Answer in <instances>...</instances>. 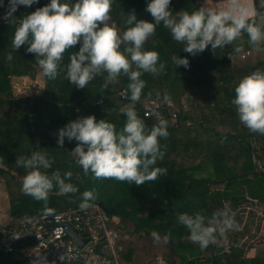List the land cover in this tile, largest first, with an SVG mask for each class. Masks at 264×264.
Returning <instances> with one entry per match:
<instances>
[{
	"label": "trees",
	"instance_id": "1",
	"mask_svg": "<svg viewBox=\"0 0 264 264\" xmlns=\"http://www.w3.org/2000/svg\"><path fill=\"white\" fill-rule=\"evenodd\" d=\"M191 1L195 0H171L172 12L194 11L187 8ZM49 2L38 0L27 9L20 6L15 15L22 17ZM253 2L258 11L264 12L260 8L261 0ZM147 3L148 0H112L109 23H115L122 31L124 19L133 11L138 20L154 22L146 11ZM7 4L8 0H3L4 6L0 7V176L13 181L17 190L9 198L10 216L44 213L43 202L21 192L26 170L16 165L17 156L28 157L32 152L42 151L54 161L49 174L54 170L61 174L70 171L71 182L79 189L76 195L68 196L59 195L58 189L54 188L48 199L52 213L78 207L80 194L90 190L97 196L91 205L98 204L110 219L113 216L117 218L116 222H111V227L117 231L113 249L102 242L95 244L94 252L100 264H115L116 261L119 264H139L130 237L148 236L153 231L162 237L171 232L166 245V264H197L202 261L211 264H264V242L260 246L252 243L260 222L251 210L246 215L244 213L247 205L264 207V169L258 168L257 162L256 169L251 171L236 169L243 155L257 157L264 165V135L250 132L241 124L231 103L234 88L243 76L257 69L264 71V42L254 46L244 34L224 49L213 52L209 46L203 53L192 56L183 51L182 44L172 39L168 29L163 25L157 26L155 35L146 42L145 48L157 51L166 68L158 76L145 73L141 77L146 81V87L140 99L159 98L161 105L176 113L177 120L173 123L168 121L169 135L167 139L160 140L166 151L156 166L166 168L167 175L158 181L136 186L114 179H96L92 173L85 175L71 153L77 141L65 138L62 146L57 143L60 128L87 115L112 122L120 130L126 121L120 108L129 101L120 99L118 91L127 89L128 78L122 75L117 83L104 89V74L86 88L78 89L64 78L63 72L55 80L43 75L44 84L39 93L15 97L11 78L34 77L37 73L42 74V70L34 54L26 51L27 44L16 52L12 51L15 26L2 18ZM78 49L79 44L64 54L62 66ZM9 52L13 57L10 62L6 58ZM173 56L186 57L189 67H175ZM165 94L167 101L173 100L174 109L166 105L168 102L163 100ZM141 100L136 104V110L147 128L151 129L156 123L142 116ZM202 131L211 136L199 137ZM199 172L201 176H198ZM70 199L76 203H71ZM225 205L235 214L236 227L219 244L209 245L206 249L202 250L193 243L188 229L177 223L180 213L192 215L199 212L210 217ZM238 227L241 228L237 230ZM22 243V240H15L10 252L0 248V264H33L23 252ZM251 248H254V253L247 255L246 251ZM63 264L92 263L71 261Z\"/></svg>",
	"mask_w": 264,
	"mask_h": 264
},
{
	"label": "clouds",
	"instance_id": "2",
	"mask_svg": "<svg viewBox=\"0 0 264 264\" xmlns=\"http://www.w3.org/2000/svg\"><path fill=\"white\" fill-rule=\"evenodd\" d=\"M35 3L38 0H8L2 18L15 26L12 51L27 44L26 51L34 54L45 77L55 80L63 72L64 78L78 89L86 88L104 74V89L117 83L122 75L129 81L126 91L121 93L129 102L120 108L126 117L120 130L112 122L87 115L60 128L57 143L62 146L65 138L77 141L71 153L85 175L92 173L96 179H114L136 186L158 181L167 175L166 168L156 165L165 155L166 146L160 140L169 135L168 121L156 113L158 122L148 129L136 110L146 87V81L141 77L145 73L158 76L166 68L157 51L145 48L157 26L168 29L172 39L182 44L183 51L192 56L203 53L209 46L213 52L224 49L244 34L254 46L264 42V12L257 10L253 0H227L220 8L201 6L191 12L180 10L176 13L171 10V0H148L146 11L154 22L138 20L134 11L129 12L122 31L115 23H109L112 0H75L74 3L50 0L22 17L15 15L20 6L27 9ZM3 6V0H0V7ZM260 8L264 9V0H261ZM77 44L78 51L72 53L68 63L62 66L64 54ZM6 58L10 62L12 52ZM171 59L175 67H189L186 57L173 56ZM234 93L231 103L241 124L250 132L264 135V71L257 69L243 76ZM167 99L165 94L163 100ZM53 163V159L42 151L16 158L17 167L26 170L21 192L43 202L45 216L52 214L48 199L54 188L58 189L59 195L74 196L79 192L77 185L71 182L70 171L61 174L54 170L49 174ZM96 198L94 191H84L80 194L79 209L86 211ZM70 202L76 203L71 199ZM177 223L188 229L190 240L202 250L219 244L236 227L235 214L227 205L215 210L210 217L199 212L180 213ZM151 235L154 242H161L157 232L153 231ZM170 237L171 232L164 240ZM37 264H47V261L38 257Z\"/></svg>",
	"mask_w": 264,
	"mask_h": 264
},
{
	"label": "built area",
	"instance_id": "3",
	"mask_svg": "<svg viewBox=\"0 0 264 264\" xmlns=\"http://www.w3.org/2000/svg\"><path fill=\"white\" fill-rule=\"evenodd\" d=\"M124 91L126 89L118 91V96L122 100H126L121 95ZM141 104L142 116L151 118L155 123L158 122L156 113L172 123L177 120L175 112L169 111L158 102L150 100ZM257 167L264 169L260 162L257 163ZM248 210L254 211L256 220L260 222V225H264L262 209L256 205H247L244 208L245 215ZM115 219L114 216L110 219L98 204H92L86 211H81L79 207H69L48 216L44 213L37 216L22 214L11 217L2 225L0 248L10 252L13 250V242L22 240V250L33 264H37L38 257H43L47 264H63L71 261L100 264L94 247L98 242H102L109 249H113L117 231L111 227V222H116ZM67 224L76 229L81 239L86 240L81 246L66 234L65 225ZM17 236L19 237L15 238ZM115 264L119 262L116 261Z\"/></svg>",
	"mask_w": 264,
	"mask_h": 264
},
{
	"label": "rangeland",
	"instance_id": "4",
	"mask_svg": "<svg viewBox=\"0 0 264 264\" xmlns=\"http://www.w3.org/2000/svg\"><path fill=\"white\" fill-rule=\"evenodd\" d=\"M226 2L215 3L212 0H195L187 3V8L189 10H196L201 6H207L212 8H220L223 7ZM246 55H249L246 53ZM12 89L15 97L19 96H29L33 94H37L43 88L44 78L43 74L37 73L34 77L30 76H13L11 78ZM126 89V88H123ZM121 90V89H120ZM151 98V97H149ZM141 100V99H140ZM150 100L160 103L159 98L153 99V97L149 100L142 101L143 103H147ZM173 100H168V106L170 109H174L172 105ZM225 131H221L224 133ZM226 133V132H225ZM245 136V133L241 134ZM211 135L206 133L205 131L200 132L199 137H210ZM214 142V141H213ZM213 142H211V148H213ZM260 162L257 157L249 158L248 156H241L239 160V167L236 168L238 170H242L243 172L251 171L256 169V163ZM202 173L199 172L198 176H201ZM15 183L13 181H7L5 178L0 176V226L5 224L10 218V201L9 198L11 193L16 192ZM259 209L264 210V207L261 206ZM254 212V211H253ZM117 221V218L115 219ZM254 226V225H253ZM254 228V227H253ZM252 228V229H253ZM159 235V234H158ZM253 240V244L256 246H260V243L264 242V225H260L255 234ZM161 238L160 243L154 242L152 235L145 236L143 234L140 235H132L130 237L131 244H133L135 249V259L139 262V264H166L165 262V253L167 252V241L164 240V237L159 235ZM226 243V242H225ZM254 248L248 249L246 254H253Z\"/></svg>",
	"mask_w": 264,
	"mask_h": 264
},
{
	"label": "water",
	"instance_id": "5",
	"mask_svg": "<svg viewBox=\"0 0 264 264\" xmlns=\"http://www.w3.org/2000/svg\"><path fill=\"white\" fill-rule=\"evenodd\" d=\"M65 232L67 235L71 236L76 241V243L80 246L86 241L84 239H81L78 236L76 229L72 228L69 224L65 225ZM197 264H211V263L202 261Z\"/></svg>",
	"mask_w": 264,
	"mask_h": 264
},
{
	"label": "crops",
	"instance_id": "6",
	"mask_svg": "<svg viewBox=\"0 0 264 264\" xmlns=\"http://www.w3.org/2000/svg\"><path fill=\"white\" fill-rule=\"evenodd\" d=\"M227 3V2H226ZM219 4V3H218Z\"/></svg>",
	"mask_w": 264,
	"mask_h": 264
}]
</instances>
